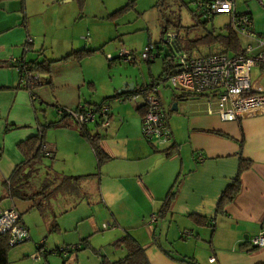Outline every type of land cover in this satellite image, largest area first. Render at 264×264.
<instances>
[{"label":"crops","instance_id":"crops-1","mask_svg":"<svg viewBox=\"0 0 264 264\" xmlns=\"http://www.w3.org/2000/svg\"><path fill=\"white\" fill-rule=\"evenodd\" d=\"M75 1L0 0V212L9 208L18 212L28 241L33 237L29 217L34 212L50 232L53 221L57 231H75L73 245L80 247L78 251L90 249L86 253L94 256L95 264H101L102 257L109 259L104 250L113 257L109 262L122 258L124 251L113 245L125 236L143 249L148 264H264V248L248 243L264 228V114L252 112L226 122L215 112L208 113L204 98L180 101L173 97L170 104H176V111L162 106L171 142L158 146L142 137V97L133 99L128 111L127 106L110 110L107 128L99 122L83 128L89 137H98L100 152L107 157L101 165L71 120L40 119L43 106L98 107L115 95L127 102L131 99L127 95L147 86L126 84L122 94H118L120 89L95 97L97 75L113 61L105 62L107 37L88 23L87 0L82 9ZM243 10L240 13L249 14L255 27L252 13ZM104 14L93 18L102 20ZM89 28L91 35L84 34ZM79 51L93 53L81 61H62ZM41 62H52L50 74L39 75L43 82L30 94L20 87L16 67ZM253 83L264 91V73ZM46 123L59 125L43 133L46 150L52 153V173L46 174L52 180V194L48 208L40 211L31 201L11 197L8 181L25 161L18 145L39 134ZM240 159L250 161L251 167L240 175V190L232 202L218 209L221 195L237 175ZM54 173L57 177H50ZM66 176L91 179L70 183L85 184L75 197L73 191L62 188L69 183L60 185ZM19 182L15 188H21L23 180ZM170 193L173 197L164 209ZM52 200L57 201V209ZM83 203L84 209L78 211ZM93 205L100 217L107 214V229L102 228L104 223L98 225ZM153 215L154 223L150 221ZM104 231V242L96 245L94 240ZM71 255L68 263L81 264L79 254ZM43 263L47 264L45 257Z\"/></svg>","mask_w":264,"mask_h":264},{"label":"rangeland","instance_id":"rangeland-1","mask_svg":"<svg viewBox=\"0 0 264 264\" xmlns=\"http://www.w3.org/2000/svg\"><path fill=\"white\" fill-rule=\"evenodd\" d=\"M194 1L196 0H87V3L84 2L86 4L84 13L89 19V25L92 26V28L96 25L95 31L97 33H102L103 36L105 35L107 37V42L103 46V48L107 47V49H109L108 51L103 52L105 54V62H108L106 54H110L114 58L112 66L109 67L105 65V68L97 75V85L95 92V95L97 96L95 97H101L107 94L111 95L114 91L118 92L126 84H136L138 87H141L144 84L149 86L159 79L160 75L162 74L163 59L167 53V49L160 44L162 28L164 26H167L168 30L170 31H176L179 34V37L183 39H194L196 36H201L204 34H211L215 37L219 33H225L224 26L227 25V18L224 16H217L212 22L203 24L204 20L199 18L197 11H195V8L193 7ZM236 6L238 12H244L245 10L243 9H246L252 13L253 21H255V27H253L255 28V33H264V21H262L264 20V9L259 6L257 0H236ZM123 8H126V10L123 11L119 16L115 18L111 17L116 11H119ZM101 14H104L102 20H96L93 18L94 15L100 16ZM194 14L196 17H194ZM177 22L180 24L179 29L173 26V23ZM168 23L169 25H167ZM67 31L69 32V29H67ZM187 31L190 32L187 34ZM87 32L90 35L92 33L90 28L85 30L84 34ZM240 40L242 45L247 44L246 40ZM155 45H160V52L158 53L159 56H157L155 61L151 64L143 62L140 59V55L144 48ZM121 50L133 52L136 61L129 64L118 60L117 56ZM221 51H223L222 46L220 44L214 43L210 45H201L198 48L192 50L191 53H193L195 56H203L219 53ZM262 73H264V70H259L256 68L252 69L250 74L251 82H254ZM158 93L162 106L166 110H171L175 104H170L171 99L177 93L171 89L168 81L164 84L159 82ZM141 97L142 96L139 94L134 99L140 101ZM132 100V97L130 100H127V102H120L121 100L111 99L105 100L102 104H108L109 106L111 103H113L110 110L127 106L125 108L128 111V107L131 108L134 106V101ZM39 117L41 120H45L44 118L47 120L55 117L58 118L57 108L55 107L53 109L52 107L43 106L42 110L39 112ZM70 158L71 157H68L66 160L67 163L70 162ZM59 165H62V162H59ZM34 169L35 171L29 179L30 191H25L27 193L36 192L40 186V183L45 180L47 172L49 171L52 173V160L45 158L41 164H36ZM50 177L54 178L57 176L54 173L51 174ZM87 179L91 178H84L82 181H87ZM59 181H61V179H59ZM82 183L83 182H80L78 186H70L69 184L62 188L64 190L69 189L71 192L73 191V195L78 197L80 196V189L85 187V184ZM80 184H82V186H80ZM62 193L63 191H60V195ZM56 202L52 200L53 205L55 204V209H57ZM84 205V203L79 205L78 211L84 209ZM92 209L96 219H98V225L100 226L102 223L106 225L108 222L107 214L105 213L104 216L100 217L99 213L97 212L96 205H93ZM34 213H31V216L29 217L31 227L34 230L32 232L33 237L30 235V241L9 248L7 253L9 264L43 263L44 257H40L41 259L39 263L32 259V256L38 252L37 249L40 245L44 246L43 251L46 252L45 258L47 264H79L74 262L68 263L69 261L64 259L62 256L52 253L56 249H65L75 246L73 244H76L74 243V239L77 235L76 232H67L65 228L50 232L48 227L45 226L42 217L38 213L33 216ZM86 227L87 226L84 225L82 228ZM106 232L107 231L102 232V234H100V236L94 240L96 245H98L100 241L104 242L102 240V235H104ZM106 250H109V248ZM86 251H90V249L80 250L75 253L71 252L70 255L72 253H74L72 255H75L76 253L79 254L80 256L78 261L81 262V264H95L94 256L86 253ZM103 252V254L109 258L108 260L113 259L112 256L108 255L107 251L104 250Z\"/></svg>","mask_w":264,"mask_h":264},{"label":"built area","instance_id":"built-area-1","mask_svg":"<svg viewBox=\"0 0 264 264\" xmlns=\"http://www.w3.org/2000/svg\"><path fill=\"white\" fill-rule=\"evenodd\" d=\"M264 9V0L259 1ZM193 7L199 18L204 22H212L217 16H226L231 31L244 39L247 44L242 46L240 54L224 53L195 56L185 52L178 45L176 31H166L161 37L160 44L167 49L172 61L174 74L168 79L171 89L177 94H188L202 97L205 100L208 113H216L222 121L234 122L249 113L264 114V91L251 82L252 69L264 70V33L254 32L252 19L247 13L236 10V0H196ZM160 45L145 47L140 59L145 63H153L157 58ZM108 61L113 58L108 56ZM124 63L136 61L133 52L121 50L117 56ZM19 85L28 93L41 85L37 72L26 65H17ZM159 82H153L141 91L144 114L142 117V135L148 142L164 146L171 142L162 104L158 93ZM133 99L135 97H132ZM57 116L67 117L79 128L97 123L103 128L110 125V108L108 104L98 107H77L76 109L57 108ZM41 153L47 156L49 152L43 143ZM156 221L153 215L150 219ZM107 229V225L102 226ZM0 235L9 237V247L25 243L29 240L27 229L21 224L18 212L14 208L0 212ZM255 249L264 248V228L248 241ZM78 247L72 246L59 249V254L67 258L68 254ZM44 251L40 248L32 256L40 262ZM211 263L214 259L209 260Z\"/></svg>","mask_w":264,"mask_h":264},{"label":"trees","instance_id":"trees-1","mask_svg":"<svg viewBox=\"0 0 264 264\" xmlns=\"http://www.w3.org/2000/svg\"><path fill=\"white\" fill-rule=\"evenodd\" d=\"M78 4H79V8L82 9L83 8V0H77ZM126 8H123L119 11H116L111 17L115 18L117 16H119L123 11H125ZM194 17H196V15L194 14ZM199 21V20H198ZM206 22H204L203 24H205ZM171 24V23H170ZM169 25V23L167 24ZM173 26H175L177 29H179L180 24L177 23H173ZM195 27V26H192ZM191 27V28H192ZM225 29V33H219L217 34L215 37L211 34H204L201 36H196L194 39H183L181 37H179L178 34V45L180 47V49H182L185 52H189L191 53L192 50L198 48L201 45H210V44H220L223 48V52L224 53H232V54H240L242 52V43L241 40L239 39V37H237L230 29L229 25L227 24L226 26H224ZM190 30V29H187ZM168 31V27L164 26L162 28V36L164 35V33ZM190 31H187V34ZM161 36V37H162ZM147 47H151V46H147ZM158 52H160V49L158 50ZM93 53V52H90ZM84 51H79V52H74L69 54L68 56H66L65 58L62 59V61H81L86 55L90 54ZM157 56H159V54L157 53ZM114 61V59L112 60ZM52 62H41L39 64H33L31 65V69L35 72H37L40 76H48L50 74V66H51ZM174 74L173 71V65H172V61L168 55V53H166L164 59H163V63H162V74L160 75L159 79H157L155 82H160V83H165L168 81V79ZM43 79V78H42ZM41 79V84L43 82V80ZM143 90V88H140L138 90H135L133 92H131L129 95H127L125 98H129L130 97H136L137 95H139L141 93V91ZM174 99L176 100H188L190 98H202V97H195L192 95H188V94H176L173 96ZM119 99L122 98L120 95H115L114 97H111L109 99L106 100H110V99ZM165 119H166V115L164 113ZM59 122H62L64 119H67V117H60L58 118ZM59 124H53V123H46L44 125L41 126V131L39 132V134H37L34 137H31L29 139H27L25 142H22L18 145L19 150L23 153L24 156V163H23V168L27 169L26 173L22 172V167L18 168L17 170L14 171L11 179L8 181V184L10 185L9 187V195L13 198H19L21 200H25V201H31L34 203V206L36 209L43 211L44 209L48 208V201L51 197L52 192L50 191L51 188V184H52V180H49L48 175H46L45 177V181H43V183L40 185L39 189L37 192L35 193H31V194H27V192L25 191H30V183H29V179L32 176V174L34 173L35 169L34 166L36 164H41L44 158H48V159H52V153L49 152V154L47 156H43L41 153V145L43 144V133L45 130L49 129V128H53L56 127ZM84 127L80 128L81 131V136L87 140L89 142V144L92 147V150L94 151L96 160L98 165H101L106 159L107 157H105L101 152L100 149L97 145V138L98 137H89L88 135H86L85 131L83 130ZM211 134L220 136V137H226L225 135L219 133V132H211ZM251 167V162L250 161H246L243 159L239 160V164H238V170H237V175L234 178V180L232 181V183L225 189V191L223 192V194L221 195L219 201H218V209H222L225 205L229 204L230 202H232V200L234 199V197L236 196V194L239 192L240 190V181H239V177L243 172H246L247 170H249ZM84 178H89V176H85V177H62V181L60 183L64 184V182L67 183H71V184H78V181L84 179ZM23 180L22 186L21 188L16 187L15 188V184L16 183H20L19 181ZM59 186V185H58ZM22 190V191H21ZM173 194H168V196L166 197L165 201H164V209L165 207L168 206L170 200L172 199ZM56 224L53 221L52 223V231L56 230ZM8 241H9V237L6 235H0V264H9L8 261V257H7V253L9 248L8 245ZM114 248L120 249L122 251H124V256L122 258H120L117 261L114 262H109L108 260L105 259V257H102V262L101 264H148V261L144 255V251L143 249L137 245V243L130 238L129 236H125L124 238H122L120 241H118L115 245H113ZM44 250V246L40 245L38 247L39 249ZM80 249V247H78L75 251H78ZM52 253L61 256V254H59V249H56L55 251H53ZM46 252L44 251V257H45ZM49 254V253H47ZM66 259V258H64Z\"/></svg>","mask_w":264,"mask_h":264},{"label":"water","instance_id":"water-1","mask_svg":"<svg viewBox=\"0 0 264 264\" xmlns=\"http://www.w3.org/2000/svg\"><path fill=\"white\" fill-rule=\"evenodd\" d=\"M130 88H131V87H129V90H130ZM125 91H126V90H125V86H123V88L119 91L118 94H122V93H124ZM172 110H173V111H176V104L173 105Z\"/></svg>","mask_w":264,"mask_h":264}]
</instances>
